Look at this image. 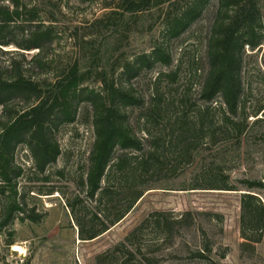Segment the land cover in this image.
Instances as JSON below:
<instances>
[{
  "label": "rangeland",
  "instance_id": "rangeland-1",
  "mask_svg": "<svg viewBox=\"0 0 264 264\" xmlns=\"http://www.w3.org/2000/svg\"><path fill=\"white\" fill-rule=\"evenodd\" d=\"M21 2L39 10L38 23L53 27L54 40L45 48L48 65L43 69L37 66L34 57L38 50L24 51L15 45L7 48L10 55L1 59L17 58L31 76L42 80H56L78 63L81 71L87 73L86 86L97 91H102L99 72L107 70L117 84L142 101L141 105L123 108L135 134L146 146L152 137L161 138V150L169 159L161 171L150 173V187L124 220L96 240H80L69 200L78 194L85 196L82 181L87 180L96 141L94 108L80 103L76 122L53 132L61 156L46 172L34 169L27 147L17 151L16 163L24 169L19 198L27 205L26 216L38 215L40 221L17 219L0 231V264H97L99 255L123 243L155 212L165 213V221L180 219L186 223L180 228L174 225L172 232L160 231L157 224L156 228L149 225L134 238L142 255L128 264H264V238L254 254L244 255L240 233L241 199L242 194L249 192L247 183L264 186L263 114H249L247 129L238 141L231 123L221 125L219 98L206 122H213L224 136L216 143L200 139L190 161L182 163L183 140L173 134L171 125L182 114L179 102L184 97L189 100L184 111L186 121L193 128L198 123L199 110L204 105L200 94L210 71L209 42L221 0H208L200 19L179 39L171 38L166 26L189 0L137 14H123L119 9L121 0ZM0 4L9 6L10 0H0ZM260 5L264 18V0H260ZM31 29L13 26L12 40H21ZM156 46L165 49L172 63L142 67L137 77L129 80L124 67L151 54ZM249 54L244 68L245 101L249 113H253L264 107V48ZM156 105L162 109L170 107L157 121ZM152 111L155 118L148 123L146 118ZM233 120L240 121L241 117ZM196 129L200 130L198 126ZM208 132L205 127L200 136ZM212 184H229L239 191L209 189ZM251 193L264 202V187L251 189ZM4 201L0 194V203ZM15 246L23 251H15ZM116 256L119 259L114 264H124L128 258L123 250L116 251Z\"/></svg>",
  "mask_w": 264,
  "mask_h": 264
},
{
  "label": "trees",
  "instance_id": "trees-1",
  "mask_svg": "<svg viewBox=\"0 0 264 264\" xmlns=\"http://www.w3.org/2000/svg\"><path fill=\"white\" fill-rule=\"evenodd\" d=\"M182 0H121L119 9L123 14H137L150 8H159L167 3L181 4ZM208 5V0H189L178 9L168 22L166 30L173 39H179L196 23ZM39 10L21 2L10 0L9 6L0 4V194L5 201L0 203V231L14 220L26 218L38 223L40 216H26L27 205L19 198V180L24 169L16 163L17 151L25 146L31 153L34 169L46 172L61 156V148L53 132L62 125L74 124L78 117V105L86 102L94 108L95 145L90 158L86 182L82 181L83 192L69 200L79 228L82 241H93L107 233L124 220L143 198L151 185L152 171H161L168 163L167 154L161 150V138L152 137L146 146L135 134L123 108L138 106L142 101L130 91L117 84L107 70H101L102 91L86 86L87 73L78 63L56 80H42L29 74L22 61L10 55L6 49L12 45L24 51L38 50L34 61L41 69L48 64L45 58L46 45L54 40L52 26L39 22ZM38 23V24H35ZM13 26L32 28L21 40H12ZM264 48V18L260 0H221L217 20L209 42V74L204 82L200 100L198 123L194 128L186 121L184 111L189 100H180L183 111L173 120V134L183 140L180 163L189 162L200 139L216 143L224 134L213 122H206L213 104L222 99L221 125L231 123L238 133L237 140L244 135L249 114L264 116V107L249 113L245 101V60ZM169 65L172 58L165 49L156 46L151 54L138 57L124 67L129 80L138 75V70L151 68L154 64ZM262 63L264 66V54ZM99 71L98 68H96ZM126 70V71H125ZM174 105V104H172ZM156 105V121L168 111ZM241 117L240 121L233 118ZM155 116L149 113L146 121L152 123ZM157 123V122H156ZM197 126L200 130H197ZM209 132L200 136L204 128ZM216 128V130L214 129ZM151 134L150 132H148ZM249 192L242 194L240 233L241 252L254 254L264 238V202L251 193V189L264 187L257 182H248ZM209 189L237 192L229 184H212ZM189 215V214H188ZM166 214L155 212L147 217L125 241L116 248L99 255L97 264H114L118 261L116 251L123 250L128 258L124 264L138 261L142 251L134 242L149 225L160 231L172 232L175 225L183 227L185 220L165 221ZM188 225V224H187ZM171 234V238H173ZM203 256L202 254L200 255Z\"/></svg>",
  "mask_w": 264,
  "mask_h": 264
},
{
  "label": "bare ground",
  "instance_id": "bare-ground-1",
  "mask_svg": "<svg viewBox=\"0 0 264 264\" xmlns=\"http://www.w3.org/2000/svg\"><path fill=\"white\" fill-rule=\"evenodd\" d=\"M14 250H15V251H21V252L23 251V249H22L21 247H19V246H15V247H14Z\"/></svg>",
  "mask_w": 264,
  "mask_h": 264
}]
</instances>
